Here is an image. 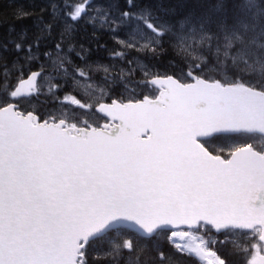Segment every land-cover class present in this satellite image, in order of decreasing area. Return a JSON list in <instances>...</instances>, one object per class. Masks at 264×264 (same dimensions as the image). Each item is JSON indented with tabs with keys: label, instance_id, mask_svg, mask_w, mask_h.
I'll list each match as a JSON object with an SVG mask.
<instances>
[{
	"label": "snow or ice",
	"instance_id": "1",
	"mask_svg": "<svg viewBox=\"0 0 264 264\" xmlns=\"http://www.w3.org/2000/svg\"><path fill=\"white\" fill-rule=\"evenodd\" d=\"M49 7L0 45V264H264V0Z\"/></svg>",
	"mask_w": 264,
	"mask_h": 264
},
{
	"label": "trees",
	"instance_id": "2",
	"mask_svg": "<svg viewBox=\"0 0 264 264\" xmlns=\"http://www.w3.org/2000/svg\"><path fill=\"white\" fill-rule=\"evenodd\" d=\"M50 2H52V0H0V45H2L5 40L15 39L22 27H27L29 29L28 36L30 39L32 32L35 31L33 28L34 18L42 13L47 17L48 13L51 11L49 7ZM92 2L107 3L106 0H92ZM198 2L199 0H143V3L152 5L154 11L161 19L171 21L170 23H175L189 11L194 10ZM229 2H231V0H229ZM110 4L113 12L116 14L118 13L117 5L119 8H123L124 0H110ZM160 5H163V7H160ZM19 9L28 12L29 18L25 19L18 16L17 12ZM12 29H15V31H12ZM94 35H96V33L92 25L83 21L78 25L76 38L86 44L91 43L94 59L96 57L103 58L109 53H105L102 48L97 49L96 42L92 39ZM98 38L100 43L107 44L109 49L117 47V41L106 32L100 33ZM54 42V40H48L45 42L44 47H49ZM165 49V53L159 57L158 69L160 71L167 70L171 73L182 66L181 61L183 57L177 49L169 47L167 43H165ZM119 50L120 49L117 48V51ZM0 54H5L2 52V49H0ZM153 63H156V61H153ZM223 249V258H226L231 264H239L241 258L238 254L233 253L232 247L229 248L226 244ZM124 251L127 253L129 250L126 249ZM164 251L168 252L170 249L165 245ZM157 256L158 254L156 253H148L145 258H156ZM95 258L100 259L102 257L97 256ZM137 258L136 256L127 257V259L130 260H135Z\"/></svg>",
	"mask_w": 264,
	"mask_h": 264
},
{
	"label": "rangeland",
	"instance_id": "3",
	"mask_svg": "<svg viewBox=\"0 0 264 264\" xmlns=\"http://www.w3.org/2000/svg\"><path fill=\"white\" fill-rule=\"evenodd\" d=\"M107 1V3L106 4H110V0H106ZM111 5V4H110ZM113 14H115L114 12H113ZM133 53H136V52H133ZM137 63H139V64H143L144 63V61L143 60H138L137 61ZM87 83H82V88H84L85 90H87ZM37 105H33V107H36ZM48 110V109H47ZM250 142H252L253 143V146L255 147V148H257V149H260L261 147H263V145H264V143L262 142V140H260V139H256V140H252V141H250Z\"/></svg>",
	"mask_w": 264,
	"mask_h": 264
}]
</instances>
